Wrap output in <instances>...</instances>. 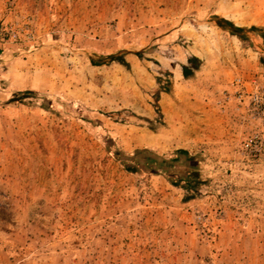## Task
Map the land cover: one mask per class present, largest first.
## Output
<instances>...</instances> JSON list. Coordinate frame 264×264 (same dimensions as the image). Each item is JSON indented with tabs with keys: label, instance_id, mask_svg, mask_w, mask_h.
I'll return each instance as SVG.
<instances>
[{
	"label": "rangeland",
	"instance_id": "obj_1",
	"mask_svg": "<svg viewBox=\"0 0 264 264\" xmlns=\"http://www.w3.org/2000/svg\"><path fill=\"white\" fill-rule=\"evenodd\" d=\"M0 264H264V0H0Z\"/></svg>",
	"mask_w": 264,
	"mask_h": 264
},
{
	"label": "crops",
	"instance_id": "obj_2",
	"mask_svg": "<svg viewBox=\"0 0 264 264\" xmlns=\"http://www.w3.org/2000/svg\"><path fill=\"white\" fill-rule=\"evenodd\" d=\"M245 9L242 10V6L238 5L235 6V8H223L222 12L220 14L231 21H236L237 25L241 26H248V25H257L262 22V15H261V8H257V6H251L249 9H247L246 12L252 13L249 15V17H246L243 14L245 13Z\"/></svg>",
	"mask_w": 264,
	"mask_h": 264
},
{
	"label": "trees",
	"instance_id": "obj_3",
	"mask_svg": "<svg viewBox=\"0 0 264 264\" xmlns=\"http://www.w3.org/2000/svg\"><path fill=\"white\" fill-rule=\"evenodd\" d=\"M216 25L222 29L223 31H226L228 33H230L231 35L233 36H237L239 39L243 40L245 39L244 36L241 34V32L244 31L243 28L241 27H237V26H234V24L228 20H225V19H222V18H216ZM113 56H110V58H112ZM172 171H176L178 172L179 170L180 171H184V169H182L181 166L179 165H172L171 168H170Z\"/></svg>",
	"mask_w": 264,
	"mask_h": 264
}]
</instances>
